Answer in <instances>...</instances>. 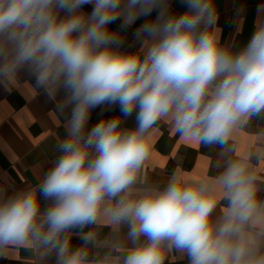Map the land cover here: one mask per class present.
Segmentation results:
<instances>
[{
  "label": "clouds",
  "instance_id": "9594fccd",
  "mask_svg": "<svg viewBox=\"0 0 264 264\" xmlns=\"http://www.w3.org/2000/svg\"><path fill=\"white\" fill-rule=\"evenodd\" d=\"M25 84L65 134L37 183L0 176V259L264 264V4L241 45L216 0H0V89ZM163 126L207 171L153 178Z\"/></svg>",
  "mask_w": 264,
  "mask_h": 264
},
{
  "label": "crops",
  "instance_id": "0c3cea01",
  "mask_svg": "<svg viewBox=\"0 0 264 264\" xmlns=\"http://www.w3.org/2000/svg\"><path fill=\"white\" fill-rule=\"evenodd\" d=\"M264 0H216L219 24L224 39L234 38L241 45L253 31L257 6ZM177 11H182L174 3ZM244 10L240 23L242 30H234L236 9ZM115 27V25H113ZM111 115V114H106ZM98 117L93 114L92 122ZM131 124V121H129ZM264 125H254L253 132ZM62 117L55 111L54 102L35 92L27 84L13 85L12 89H0V176L10 178L16 188L35 184L51 167L57 156L56 144L64 136ZM208 149L181 142L166 126L153 140V156L148 171L154 179H163L177 166L187 172H204L212 161ZM108 229H103L107 233ZM79 243L78 240H74ZM38 264L28 253L0 259V264Z\"/></svg>",
  "mask_w": 264,
  "mask_h": 264
}]
</instances>
